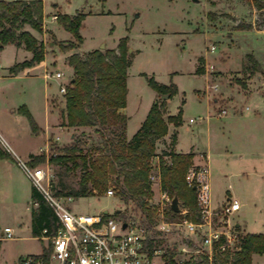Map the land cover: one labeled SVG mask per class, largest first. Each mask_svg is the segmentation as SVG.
<instances>
[{"label":"rangeland","instance_id":"374dc122","mask_svg":"<svg viewBox=\"0 0 264 264\" xmlns=\"http://www.w3.org/2000/svg\"><path fill=\"white\" fill-rule=\"evenodd\" d=\"M42 1L48 22L43 21L42 31L35 35L45 47L46 62L51 64L13 74L10 68L29 60L30 53L14 45L0 50V150L5 153L9 146L23 162L30 163V154L48 158L55 154L51 151L53 145H70L80 135L85 151L98 155L102 150V140L93 128H68L62 120L66 95L60 94L59 87L73 74L65 63L68 53L53 45L50 33L54 31L57 42L74 40L58 20L50 21L52 15L82 14L85 19L79 31L83 39L79 52L116 49L121 38H128L132 58L127 70V137L137 132L152 105L161 99L148 79L159 85H175L177 93L167 101V113L181 117L176 129L179 150L194 147L206 155L216 206L237 196L241 209L233 222L241 225L237 227L239 237L245 235L243 227L251 234H264V10H256L251 0ZM250 56L259 70L254 69ZM200 66L204 74L198 75L196 69ZM47 71L61 72L63 78L44 80ZM24 109L36 123L35 132ZM223 110L226 116L219 117ZM190 119L194 122L190 123ZM172 135L156 144L155 152L166 165L170 159L162 155L172 150ZM158 164L155 158L151 170ZM14 165L0 162V238L4 228L14 232L13 240H0V264H16L20 258L39 253L44 245L31 233V209L36 207L31 203L33 185ZM192 166L198 165L192 161ZM37 167L51 176V193L73 195L81 190L80 169L66 172L63 167L49 165L47 160ZM109 188H114V178L109 179ZM151 191V225L133 203L119 198L117 190L114 197L95 192L87 197L72 196L67 204L75 215L107 211L124 221H140L161 247H179L175 258L187 257L186 242L176 227L161 230L163 222H178L182 216L170 214L172 198L168 194L162 218L157 208L159 187L151 186ZM179 209L190 211L181 200ZM252 264H264V254L254 255Z\"/></svg>","mask_w":264,"mask_h":264},{"label":"trees","instance_id":"16d2710c","mask_svg":"<svg viewBox=\"0 0 264 264\" xmlns=\"http://www.w3.org/2000/svg\"><path fill=\"white\" fill-rule=\"evenodd\" d=\"M258 11L264 10V0H251ZM85 16L60 15L58 24L72 35L74 41L66 44L57 42L52 33V43L63 53L77 50L83 43L79 34ZM43 23L42 0H0V50L3 46L14 45L32 54L29 61L15 64L10 72L17 74L44 61L46 51L43 43L24 30L25 26L40 33ZM128 38L119 40L116 49L94 50L84 54L74 53L67 57L66 64L72 69L73 77L67 88L65 108L62 120L68 128H93L102 140V150L98 155L85 151L83 135L75 136L70 145L58 148L51 147L55 154L30 155V165L35 167L46 160L49 165L63 167L66 172L80 169L81 190L73 195L61 192L52 193L55 197H87L104 194L109 188V179L114 178V189L123 202H131L139 210L148 225H151V215L148 209V199L152 195L148 176L151 172V160L158 158L161 170V191L171 198L177 197L185 207L195 211V190L187 188L185 175L192 166L193 154H177L173 148L176 144V134L171 136L172 150L162 156L170 159L169 165L156 154V144L168 134V126L175 128L181 125V117L166 116L167 101L176 93L177 87L159 85L153 79H148L149 86L160 96H168V100L156 101L150 108L146 119L130 140L126 138L127 116L119 111L127 104V70L131 65V55L128 53ZM255 70L259 65L253 57H249ZM200 62H202L200 60ZM196 74H204V67L196 69ZM33 132L38 128L32 116L24 109ZM0 159L11 160L7 152L0 150ZM31 203V233L34 238L51 237L58 227V218L43 196L32 187ZM117 212L116 214H118ZM172 217L178 213L170 212ZM44 231H46L44 233ZM45 234V235H43ZM160 246L159 244H157ZM240 250L232 258L231 264H251L253 255L264 254V234H245L239 237ZM153 248V243H149ZM171 250L168 254L170 260ZM228 256L223 255L216 264H227Z\"/></svg>","mask_w":264,"mask_h":264},{"label":"built area","instance_id":"2783aa9c","mask_svg":"<svg viewBox=\"0 0 264 264\" xmlns=\"http://www.w3.org/2000/svg\"><path fill=\"white\" fill-rule=\"evenodd\" d=\"M52 20L56 21L57 16ZM210 51H214V47ZM62 78L61 72L47 71L43 74L44 80L60 81ZM69 84L70 80L60 84L61 95H66ZM218 116L225 117L226 111H221ZM189 122L194 121L190 119ZM5 148L13 163L20 167L58 218L54 235L37 238L44 243L39 253L20 258L16 264H216V260L223 255L228 256L227 264H231L240 250L237 224L233 222V217L240 211L241 205L235 199H229L223 206L214 204L208 165L192 166L185 175L187 188L195 190V214L181 210L179 214L182 217L178 222H163L167 229L161 228L169 231L170 226H175L186 242L187 257L178 259L174 254L179 247L171 245L164 249L158 246L140 221H124L115 218L114 214H104L105 211L98 215L73 214L67 204L71 198L55 197L51 193L48 172L23 162L8 146ZM154 160L150 162L151 167ZM160 178L158 166L151 170L148 181L150 186L159 187L160 203L157 208L163 218V207L169 203V197L161 191ZM105 196L114 197L115 189L108 188ZM124 225L126 228H123ZM1 236L0 240H13L14 232L11 228H4ZM149 243H153V248H149ZM170 250L173 256L169 260Z\"/></svg>","mask_w":264,"mask_h":264},{"label":"crops","instance_id":"0c3cea01","mask_svg":"<svg viewBox=\"0 0 264 264\" xmlns=\"http://www.w3.org/2000/svg\"><path fill=\"white\" fill-rule=\"evenodd\" d=\"M7 1H12V0H7ZM42 3H43V1H42ZM54 16H56V15H52L51 16V23H53V22H55V21H53L52 20V17H54ZM43 21L44 22H46L47 20L45 19V17H44V14H43ZM48 22V21H47ZM43 24V23H42ZM50 24V23H49ZM51 25V24H50ZM49 29H51L52 30V28L50 27ZM24 30L25 31H27V32H29L34 38H36L38 41H40L39 39H38V37L35 35V33H37L35 30H32L30 27H28V26H25L24 27ZM53 31V30H52ZM51 31V33L54 35V37L56 36L55 35V33H53ZM57 38V37H56ZM58 40V39H57ZM59 41V40H58ZM60 42H63V41H60ZM16 48V47H15ZM18 49H22V48H18ZM30 53V52H29ZM74 53H79V54H84V53H81V52H79V49H77V50H75V52H68V56H70V55H72V54H74ZM67 56V57H68ZM46 57H47V55L45 56V58H44V61H42L41 63H39V64H36V65H34V66H32V67H30V68H26L25 69V71H29V70H31L32 68H34V67H36V66H43V67H46V66H48V64H51V62L50 63H48V62H46ZM67 57H66V59H67ZM32 58V54L30 53V58H29V60ZM66 59H65V63H66ZM29 60H25V61H29ZM24 62V61H23ZM69 67V66H68ZM70 68V67H69ZM71 69V68H70ZM71 71H72V69H71ZM72 74H73V72L71 73V76H72ZM71 79V78H70ZM69 79V80H70ZM169 101V100H168ZM168 103V102H167ZM167 110H168V108H167ZM121 114H123V115H125V116H127V112H126V107L124 108V109H121L120 111H119ZM166 116H171V115H169L168 113H167V111H166ZM128 118V117H127ZM129 120V119H128ZM127 125H128V123H127ZM172 126V125H171ZM177 128H175L174 126H172V128H170V126H168V134L164 137V138H169V136H170V134H176V137H177V140H176V144H175V146H174V148H173V150H174V152L175 153H177V154H187V153H192L193 154V162L195 163V164H197L198 166H201V165H203V164H206L207 165V157H206V155L204 154V153H198V152H196V150H195V148L194 147H191L190 148V150L189 151H181V150H179V148H178V146H179V142H178V136H177V130H176ZM133 137V136H132ZM131 137V138H132ZM126 138H127V140H130L131 138H129V137H127V135H126ZM56 140H58L59 141V138H57ZM9 147V146H8ZM9 149L17 156V154L13 151V149H11L10 147H9ZM46 152V151H45ZM30 155H34V154H30ZM18 157V156H17ZM4 162V164H7V166H12V167H15V165H14V163L12 162V161H10L9 159H0V162ZM227 197H229V196H227ZM233 198L232 199H235V200H237L238 202H239V200H238V198H237V196H232ZM231 199V198H230ZM240 203V202H239ZM16 225L17 226H19V224L18 223H16ZM237 226H238V228H241V225L240 224H237ZM243 230H245V234H251V233H249V232H247V230H246V228L245 227H243L242 228ZM262 234V233H261ZM254 256V255H253ZM253 256L251 257V264H252V259H253Z\"/></svg>","mask_w":264,"mask_h":264},{"label":"water","instance_id":"95a60500","mask_svg":"<svg viewBox=\"0 0 264 264\" xmlns=\"http://www.w3.org/2000/svg\"><path fill=\"white\" fill-rule=\"evenodd\" d=\"M196 2V0H195ZM136 17H138V15H136ZM1 47V45H0ZM263 95H264V92H263ZM161 99L162 100H168V96H161ZM170 210L174 213H180V209H179V200L178 198L175 196L172 198V201H171V204H170ZM117 212H120V211H117ZM107 211L104 212V214H106ZM238 227V226H237ZM123 228H126V225L123 226Z\"/></svg>","mask_w":264,"mask_h":264}]
</instances>
